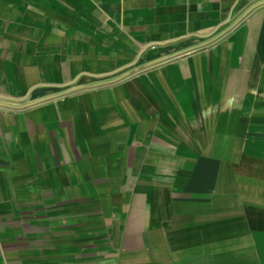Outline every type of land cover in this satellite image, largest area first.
I'll return each mask as SVG.
<instances>
[{"label": "crops", "instance_id": "crops-1", "mask_svg": "<svg viewBox=\"0 0 264 264\" xmlns=\"http://www.w3.org/2000/svg\"><path fill=\"white\" fill-rule=\"evenodd\" d=\"M0 264H264V0H0Z\"/></svg>", "mask_w": 264, "mask_h": 264}]
</instances>
